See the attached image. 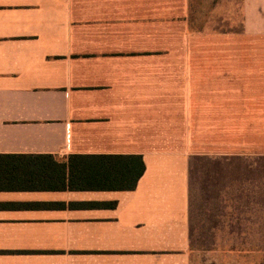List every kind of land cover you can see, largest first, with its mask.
<instances>
[{"label":"crops","instance_id":"obj_1","mask_svg":"<svg viewBox=\"0 0 264 264\" xmlns=\"http://www.w3.org/2000/svg\"><path fill=\"white\" fill-rule=\"evenodd\" d=\"M192 1L0 0V264H197L191 162L247 155L264 58L193 55ZM112 155L134 190L63 187Z\"/></svg>","mask_w":264,"mask_h":264},{"label":"rangeland","instance_id":"obj_2","mask_svg":"<svg viewBox=\"0 0 264 264\" xmlns=\"http://www.w3.org/2000/svg\"><path fill=\"white\" fill-rule=\"evenodd\" d=\"M192 19L202 33L193 55L264 58V0H193ZM252 115L247 155L207 154L200 146L192 159L190 247L197 264H264V114L262 122Z\"/></svg>","mask_w":264,"mask_h":264},{"label":"trees","instance_id":"obj_3","mask_svg":"<svg viewBox=\"0 0 264 264\" xmlns=\"http://www.w3.org/2000/svg\"><path fill=\"white\" fill-rule=\"evenodd\" d=\"M90 161L96 162L97 164H103L102 168L104 169V172L102 182H87L82 176L81 170H89V168H80V164L88 163ZM61 168L64 170L65 166H62ZM68 170L70 171V178L68 184L63 187L69 189L132 191L136 188L139 179L144 174L145 164L140 155L73 156L70 158ZM5 188H14V185L2 183L0 176V189ZM114 205L115 203H97L91 206L113 207Z\"/></svg>","mask_w":264,"mask_h":264}]
</instances>
